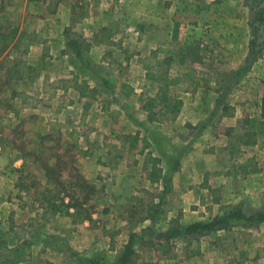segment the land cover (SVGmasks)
<instances>
[{"label": "rangeland", "instance_id": "374dc122", "mask_svg": "<svg viewBox=\"0 0 264 264\" xmlns=\"http://www.w3.org/2000/svg\"><path fill=\"white\" fill-rule=\"evenodd\" d=\"M26 27L37 36L34 48L19 54L8 47L0 55L3 77L21 60L36 68L27 90L33 95L28 102L36 106L9 98L16 81L6 86L5 98L0 94V137L10 158L23 167L9 197L15 209L0 240L10 247L31 243V255L20 264H120L130 236L138 264H183L174 243L181 240L186 244L181 255H190L191 264H258L264 258V222L229 221L227 229L185 237L184 227L191 223L181 227L179 221L182 203L194 200L180 189L202 183L205 170L215 173L208 177L215 190L221 188L212 197L223 201L210 203L207 193L201 208L209 216L203 220L224 214L226 205L247 214L264 211V199L255 197L264 189V0H0V33L17 29L18 38ZM71 41L78 42L80 55ZM189 44L195 47L193 66L211 78V87L181 82L173 89L184 102L178 117L149 121L141 108L146 96L139 58L160 46ZM75 75L87 87L106 80L110 94L81 97L73 87ZM73 130L75 149L76 137L68 136ZM246 130L258 133L257 144L240 142ZM136 135L137 147L129 148ZM80 148L90 155L79 154ZM154 158L161 161L162 177L151 184ZM45 166H53L52 175L75 200L84 202L90 194L70 216L79 239L53 219L57 215L39 207ZM78 173L95 189L104 186L107 205H93L96 194ZM237 195L248 199L234 202ZM175 217L179 235L170 222ZM56 226L64 230L55 241L49 235L57 237ZM111 239L123 246L115 249Z\"/></svg>", "mask_w": 264, "mask_h": 264}, {"label": "trees", "instance_id": "16d2710c", "mask_svg": "<svg viewBox=\"0 0 264 264\" xmlns=\"http://www.w3.org/2000/svg\"><path fill=\"white\" fill-rule=\"evenodd\" d=\"M88 12L85 13V16ZM17 29L11 33H0V55L8 48L17 49L19 54L29 53L32 45L36 43V34L33 29L26 27L18 38H15ZM176 37V36H175ZM78 42L71 41L69 45L74 46L80 55V48ZM90 47L89 44H85V49ZM7 55V54H6ZM141 63L142 69L145 71L143 74L144 85L142 86L143 95L145 99L142 103V110L147 113L149 121H174L183 108V99L176 97L173 93V89L181 82L187 81L193 84L194 89L201 87H211V78L206 75L205 72L198 70L192 63L196 61L195 47L191 44L181 48L170 47H157L152 50L150 55L140 57L138 60ZM2 64H0V94L2 98L7 95V88L10 81H16L13 85V90L9 95L10 99H15L17 96L21 98V102L18 101V105L25 107H34L36 104L28 102V99L33 98L27 90L32 88V82L35 73V67L27 65L24 60H21L19 64L11 66V74L3 77L1 71ZM197 72L199 75H197ZM27 76V80H25ZM23 81V85L20 82ZM73 87L79 90L81 97L96 98V91H100L106 94H110V88L106 80L101 81L99 84L93 87H87L88 82L81 80L78 75H75L72 79ZM22 87L23 90L18 91ZM17 113V112H16ZM69 137L75 136L76 140L72 144V148L78 147V133L76 130L68 134ZM129 137V136H128ZM130 138V137H129ZM239 140L243 144L255 145L258 143V133L254 130H246L239 135ZM138 135L134 137L131 142L132 147H137ZM126 141V140H125ZM79 154L85 156L90 155L89 149L78 150ZM152 171L149 174V179L154 183L160 179L161 168L157 165L160 161L158 158L153 159ZM46 168V180L41 185V190L38 194L39 207L44 209L45 214L56 216L58 214H64L67 216L72 215L71 208H81L85 201L90 199V194L85 195L84 202H79V199L75 200V196L69 194L65 187V184L58 177L52 175L51 171L53 166H45ZM77 178L83 181L89 188V192L93 191L96 194L95 204L93 205H107V201L104 200L105 188L101 186L95 189L89 184L86 178L81 173L76 174ZM26 175L22 177V180L26 179ZM68 199V201H67ZM3 202V198L0 197V204ZM232 206H223L225 210L224 214L214 217L211 220H200L191 223L184 227V233L178 228L174 230L175 235L182 234L183 236H200L208 234L213 231L227 229L229 221L244 222V223H259L264 222V211H257L252 214H247L240 208H231ZM107 213V209H104ZM91 216L87 215V218ZM113 241V240H111ZM133 236H130L129 241L124 246L123 254L120 258V264H138L139 253L133 248ZM221 237L218 236L216 245L220 246ZM155 246V243H151ZM31 243L24 241L18 246H8L5 241L0 240V264H20L28 256L31 255L30 251Z\"/></svg>", "mask_w": 264, "mask_h": 264}, {"label": "crops", "instance_id": "0c3cea01", "mask_svg": "<svg viewBox=\"0 0 264 264\" xmlns=\"http://www.w3.org/2000/svg\"><path fill=\"white\" fill-rule=\"evenodd\" d=\"M143 1H148V0H143ZM33 48L34 47H32V49ZM67 90H69V89L67 87H65V89L62 90V91L63 92H67ZM29 94L32 95L30 92H29ZM140 115H141V113H139V116ZM142 115L144 116V114H142ZM128 147L130 148L132 146L129 145ZM7 149H9L7 147V144L4 143L2 141V139H1V137H0V197L3 198V202H2V204H0V223L2 222V224H0V237H1V233H2L3 227H5L6 224H7L6 219H8L11 216V214H13V212H11V211L13 209H15L13 203L11 201H9V197L13 196V194H14L13 191L18 186V182H20V178L18 176V172H19V169L23 168L21 166L19 160H12L10 158V152ZM145 152H146V149H145ZM136 162L137 161H134L133 163H136ZM138 165H140V162H138ZM142 165H143V162H141V166ZM159 165H160V163H159ZM161 167H164L163 163L161 164ZM116 168H117L116 165H114L112 167V170L115 171ZM22 171H21V173H22ZM142 174L144 175L143 179H147L148 180L147 174L146 173H142ZM213 174H215V173L214 172L211 173V172L205 170V173H204V176H203L205 178V180L202 183L200 182V183L196 184L194 187H191V188L190 187L186 188L185 186H183L181 188L182 190L180 189L181 192L186 194L188 199H191V198L194 199L193 201H184L182 203V205H181L182 206V208H181V217L179 219V221L181 223L180 224L181 227L186 225V224H189V223H192L194 221H197V220L207 219L205 217V215L209 216V213L205 209L201 208V204L204 205V204L208 203L209 199L206 198V196L208 194H209V196H207V197L210 198V201H209L210 203H218V202L223 201L221 199V197H219V198L212 197L216 193H219V191L221 190V188H219L218 190H215V186H213L209 182L208 177H210ZM183 175H187V174L182 173V172L178 173L179 177H181ZM90 179H92V178H90ZM95 179H96V177H95ZM159 181L154 182V183H158ZM187 182H190V179ZM152 183L153 182L151 181V184ZM262 188H260V190L256 191L257 194L255 195V197H257L256 198L257 201H261V200L264 199L263 194L260 197L261 192L263 193V191H264V189H262ZM135 199H137L138 201H141L140 198H135ZM240 199H248V197L243 196V195H237V196L234 197V202H238V201H240ZM206 200H207V202H206ZM210 208L211 207L207 205V209H210ZM201 210L204 212V215L199 214V212ZM71 212H72V215H70V216H74V213H77V210H75L74 208H71ZM70 216L57 215L53 219H55L56 222L64 223L66 225V227H67V229H66L67 233L69 235H71L72 238H78L79 239L80 238L79 236L81 234L78 233V232L80 230L78 228H76L75 225L72 224ZM148 218H149V216H146V218H145L146 221H144V222H147ZM175 219H178V218L175 217L172 220H170V222L173 221V223H175L177 225L179 223V221L176 220L177 221L176 222ZM63 227L64 226H61V227L60 226H56L55 230L57 229L58 231H55L54 235L57 236V237H53V235H49V238L51 240H55L56 241V239H58V237H59V234H56V233L63 232V230H64ZM3 230L5 231V229H3ZM111 237H112V235H111ZM46 241L48 242V240H46ZM126 242L127 241H124V244ZM110 243L113 245V247H115V244H116L115 241H111ZM174 243H175V247H176L175 249L178 252L177 259H180V261L183 262V264H191L190 261H192V260L190 258H192V257H190V255H181V252H183V254H184V252H186V251H184V249H185L184 245H186V244H184L185 242L181 240L180 243L179 242H174ZM98 244H100V243H98ZM117 245L118 244H116V248L115 249H118V248L123 246L121 244H119V246H117ZM157 245H164V244L162 242H159ZM108 247L110 248V244L108 245ZM192 264H194V263H192ZM258 264H264V258L263 257L258 260Z\"/></svg>", "mask_w": 264, "mask_h": 264}]
</instances>
